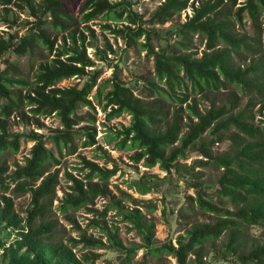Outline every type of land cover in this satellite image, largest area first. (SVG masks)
<instances>
[{"label":"trees","instance_id":"obj_1","mask_svg":"<svg viewBox=\"0 0 264 264\" xmlns=\"http://www.w3.org/2000/svg\"><path fill=\"white\" fill-rule=\"evenodd\" d=\"M136 2L84 0L80 10L74 13L69 9L72 0H0L3 8L27 9L33 18L28 21L30 28L21 37L10 33L5 36L0 31V187L7 192L15 182L14 192L31 194L26 217L16 212L11 196L2 195L0 254L7 264H95L98 253L90 251L79 255L75 249L80 245L93 249L106 247L103 239L88 235L70 236L65 243L59 239L58 222L48 218L60 183L58 171L52 173L49 169L61 163L48 142L61 156L65 150L76 151L79 137L85 138L84 146L97 144V119L91 112L96 110V105L91 94L98 85L102 69H95L88 50L98 48L93 27L98 19L107 22L101 25L103 30L123 39L126 46H139L155 59L154 81L149 83L145 93L151 97L149 100L136 95L116 72L107 81L111 89L105 95L103 86L98 87L95 97L98 104H103L108 119L124 113H129L132 119L130 125L117 131L108 142L122 137L119 145L136 150L133 155L136 162L144 160L149 168L159 165L167 173L173 169L185 173L179 159H186L188 151L209 134V141L199 145L203 159L195 161L191 168L211 164L223 170L209 187L211 193L200 181L202 173L192 172L195 179L190 183L196 190L193 200L198 204V207L192 204V209L209 212L218 219L195 223L176 244L153 245L155 225L144 221L140 209H125L123 203L116 200L109 208L119 210L138 229L145 241L142 246L146 255L166 253L175 257L178 264H189L190 255H194L193 264H209L204 260L206 245L227 233L222 249L227 258L235 256L239 264H264V125L256 124L254 113L256 106L260 105L259 110L264 108V50L260 48L264 0H245L240 4L238 0H162L147 19L135 10ZM226 3L230 6L223 9ZM238 4L234 19L233 9ZM189 7H192V16L172 34L180 40L171 37L166 46L156 49L153 44L156 33L145 24H165ZM246 15L251 19L253 35L234 30L235 20L243 24ZM7 23H15V20ZM194 36L206 43L202 56L170 50V46L187 47ZM106 45L110 53L114 52L107 39ZM10 51L18 56H29L33 76L26 75L9 59L2 61ZM243 53L252 56L250 64L236 61V56L241 57ZM36 55L40 56L37 60ZM101 58L105 60L104 56ZM74 77L86 80L82 87L59 86L61 81ZM181 90L184 92L179 93ZM222 90L229 91L227 102L204 110L191 97V91L207 97ZM243 98H247V102L241 106ZM173 101L179 103L180 108L171 115ZM85 107L87 111L82 110ZM14 114L25 121L29 116L38 118L35 120L38 125L40 116L55 115L60 118L62 128L49 137L34 131L12 133L9 122ZM82 124L85 125L80 129ZM232 131L229 148L215 154L212 146L224 142L225 134ZM25 137L34 141L29 157L24 164L16 163L14 171L10 172V165L1 162L2 155L7 151L18 152ZM84 162L89 169L84 178L69 174L70 191L60 205L64 214L83 207L92 212L89 206L95 198L108 193L107 182L116 174L115 169L101 167L87 159ZM96 178L100 181H95ZM153 180L152 177L140 182L139 191L150 192L156 184ZM251 226H260L263 232L261 240L252 242L249 247L247 231ZM13 231L19 234L10 242ZM106 231L111 247L122 254L120 264H132L138 248L125 245L119 238L118 228Z\"/></svg>","mask_w":264,"mask_h":264},{"label":"rangeland","instance_id":"obj_2","mask_svg":"<svg viewBox=\"0 0 264 264\" xmlns=\"http://www.w3.org/2000/svg\"><path fill=\"white\" fill-rule=\"evenodd\" d=\"M137 1L134 8L135 10L143 14L145 18H149L151 14L160 5L162 0H134ZM191 2L193 0H190ZM245 0H238V3L244 2ZM84 0H72L69 9L77 13ZM198 5V2L196 1ZM239 4L233 9V17ZM229 3L222 5L223 9L229 8ZM192 7L185 9L182 13L176 15L172 21L165 24L152 26L145 24V26L156 33L154 36L153 44L156 49L159 46H166L171 37L175 41H179V36H173L172 34L178 29L182 23H184L188 17L192 16ZM33 18L30 17L27 9L12 6L11 8L5 9L0 6V31L4 32L5 36L10 34L18 35L21 37L24 35L31 25L28 21ZM15 20V23L8 24V21ZM243 24H239L235 20V32L247 33L249 35L254 34V28L252 26L251 19L248 15L245 16ZM107 23L104 19H98L95 21L93 26L96 29L97 39L95 45L98 47L89 48L88 53L94 59L95 69L101 70L102 73L98 79V85L93 89L91 98L94 100L96 110H91L92 114L95 115L97 122L96 127L98 131L97 144L92 146H84L85 138L79 137L76 140L77 149L74 153L64 151L61 156L56 147L49 141L50 148L60 158L61 163L59 165H51L49 171L56 172L59 174V185L57 186V194L54 197L51 210L48 218L58 222L59 239L68 243L69 237L79 238L81 235L93 236L95 238L103 239L106 243L104 249H93L86 248L82 245L78 246L75 250L80 254L93 251L98 253L100 256L95 264H120L122 254L111 247L106 230L114 231L118 228L119 238L127 246L137 247V253L132 260V264H178L177 259L166 253L162 255L147 254L146 249L143 248L145 241L133 223L124 217V215L115 208H109V205L120 201L125 206V209H140L143 212V219L146 223H154L155 234L152 237L153 245H163L165 243L173 242L177 243L178 238L186 233L195 223L201 222H215L218 218L209 212L193 210L192 204L198 207V204L193 200L196 196V190L190 183L192 179H195L192 172L202 173L200 175V181L205 183L206 186L212 187L217 181L219 176L223 173V170L217 168L214 165L209 164L206 167L191 168V165L200 159H203L202 152L200 151L199 145L202 141H209L211 135H204L196 147L191 148L188 151V157L186 159H179L178 163L184 171L179 172L173 169L171 173H167L162 170L159 165L154 167H146L144 160L136 162L133 158L136 150L129 147H121L120 138H115L111 142H108L112 136L121 131L124 127L130 125L131 115L124 113L119 117L108 119L107 112L103 110L102 105L98 104V100L95 95L98 87L103 86V94L105 95L110 89V85L107 84L108 80L114 77V73L120 77L121 81L126 85L132 87L135 94L143 97L146 100L151 99L145 94L148 91L149 83L154 81L155 77V59L153 56H149L147 51L140 48L137 45L126 46L123 39L116 37L109 31L103 30L101 25ZM264 27V17L263 25ZM106 39L113 45L114 52L110 53L106 45ZM18 39H15L17 42ZM144 41V37L141 39ZM223 46V44H221ZM206 48V43L200 37L194 36L187 47L176 45L170 46V50L177 51L178 53H193L196 57L202 56ZM261 49L264 50V31L261 38ZM246 55V58H245ZM101 56L105 57L102 60ZM40 56L36 55V60ZM9 59L11 62L17 63L26 73V75L33 76L34 70L30 66L29 56H18L16 53L10 51L7 53L2 61ZM252 56L243 53L241 57L236 56L238 63L250 64L252 62ZM36 69V66L34 67ZM84 78H70L65 79L59 83L61 87H82L85 83ZM161 86H165L164 83H160ZM184 90L179 91L183 93ZM228 90L217 91L211 93L207 97L195 91H191V97L195 98L201 109H207L211 105H220L227 102L229 97ZM105 101V100H104ZM247 102V98H243L241 106H244ZM187 104L183 105L186 108ZM171 115L175 114V111L180 108V104L176 101L170 103ZM29 108H26L28 111ZM260 109V105L254 108L256 115L255 121L258 125H264V108ZM87 111L88 108L82 109ZM110 111V108L108 109ZM185 112L183 115H185ZM38 118L28 117V119L22 120L16 114L10 119L9 129L12 133H24L29 134L34 132L43 133L46 137L53 135L56 131L62 128L61 121L58 116H40V125L35 120ZM82 124L80 129H83ZM186 131L184 127L183 132ZM232 132L225 134V140L222 143H215L212 146V150L215 154L224 153L231 143L230 137ZM34 145V141L27 140V137L21 140V147L18 152L7 151L2 155L1 162L6 161L10 165V172L14 171L16 163L24 164L26 158L29 157L30 150ZM84 159L90 160L97 163L101 167L107 169H115L116 174L112 176L107 184L109 191L105 196H98L94 199V203L89 207L92 212L86 209V207L79 208L77 210L70 209L67 214H64L60 210V205L66 193L70 191L69 187V174H73L80 178H84L89 173V169L86 168ZM156 183L150 192L145 194L139 191L140 182L146 178H152ZM95 181H100L96 178ZM194 181V180H193ZM9 181H7L8 183ZM16 183L10 184V190L5 192L3 187H0V201L2 195L7 194L14 200L15 210L22 217H26L27 210L31 207V194L30 193H16L13 191ZM211 193V188L208 189ZM195 202V203H194ZM107 212L105 213V210ZM92 220L97 221L99 224L94 225ZM91 222V226H88ZM39 220L36 221V225ZM263 228L260 226H251L248 233V245L254 241L261 240ZM19 232L13 231L10 242L18 237ZM227 239V233H224L221 237L216 240H211L204 251V260L209 264H239L235 256L227 258L223 253L224 243ZM195 260L194 255H190L188 262L193 264ZM0 264H7V261L0 254Z\"/></svg>","mask_w":264,"mask_h":264}]
</instances>
